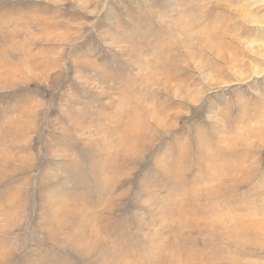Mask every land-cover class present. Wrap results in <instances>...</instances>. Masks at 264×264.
<instances>
[{
  "label": "rangeland",
  "instance_id": "374dc122",
  "mask_svg": "<svg viewBox=\"0 0 264 264\" xmlns=\"http://www.w3.org/2000/svg\"><path fill=\"white\" fill-rule=\"evenodd\" d=\"M0 264H264V0H0Z\"/></svg>",
  "mask_w": 264,
  "mask_h": 264
}]
</instances>
